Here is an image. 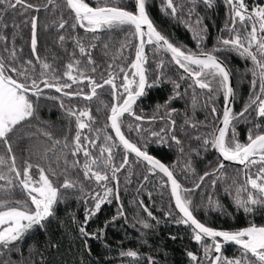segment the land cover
Instances as JSON below:
<instances>
[{"label":"snow or ice","instance_id":"snow-or-ice-1","mask_svg":"<svg viewBox=\"0 0 264 264\" xmlns=\"http://www.w3.org/2000/svg\"><path fill=\"white\" fill-rule=\"evenodd\" d=\"M223 3V25L208 47L204 22L208 17L203 13L213 7V0H159L160 13L191 33L195 47H188L156 23L149 0H0V264H51L44 252L60 247L50 228L57 220L65 228L63 235L70 241L82 240L89 254V239L111 252L106 227L118 219L125 225L130 222L145 243L162 220L184 225L200 246L196 252L186 250L188 264H264V222L253 219L264 213V3ZM9 12L24 17V29H30L27 55L24 45L17 44L25 37L15 19L11 37L7 35L4 18ZM40 13L43 29L56 32L53 43L66 61L55 54L40 55ZM115 31L124 33L123 38L101 71L93 51L104 33ZM102 47L108 56L109 43ZM232 54L246 66L241 82L250 76L239 111L234 110L240 92L233 78L240 73L228 64ZM173 70L175 74L169 75ZM165 81L172 85L171 95L152 113L137 111L146 90ZM105 89L110 91L109 103L100 99ZM189 90L192 115L186 108L178 123L174 117L180 112L171 104L187 97ZM73 100L89 106L78 107ZM93 102L97 113L103 110V127H96L100 120L90 110ZM48 104L58 105L62 112L65 126L60 136L41 118ZM197 109L206 110L204 120L195 119ZM126 119L131 122L125 124ZM157 121L162 125L158 131L152 128ZM241 123L247 129L244 139L238 131ZM150 142L175 148L180 159L164 163L150 154ZM201 153L205 159L215 155L207 170L198 174L194 164ZM140 168L143 173L137 171ZM134 176L137 195L130 201L134 205L130 215L121 200V177L127 191ZM153 179L159 180L160 202L148 192L146 204L140 194ZM221 186L234 207L249 218L244 226H211L198 218L201 208L224 212L219 197L214 198V190ZM74 194L77 207L83 208L82 219L72 210L58 217L59 206ZM113 202L115 215L89 231L102 206ZM69 218L71 231L66 227ZM37 229L45 234L47 248L30 244L25 256L24 241ZM228 245L234 246L232 255L225 254ZM14 252L18 259L11 258ZM119 258L128 264L143 261L142 254L131 248L121 250ZM147 264L158 261L148 255Z\"/></svg>","mask_w":264,"mask_h":264},{"label":"trees","instance_id":"trees-1","mask_svg":"<svg viewBox=\"0 0 264 264\" xmlns=\"http://www.w3.org/2000/svg\"><path fill=\"white\" fill-rule=\"evenodd\" d=\"M256 1L262 0H246L249 5L254 4ZM36 2V0H33ZM88 2V0H86ZM150 3V13L152 17L155 19L156 23L160 25L161 28L165 30L167 34L172 36L175 41L179 43L186 44L188 47H195V42L192 39L191 33L188 32L180 23L170 20L163 16L159 10V0H149ZM19 11V10H18ZM225 7L223 0H213V7L203 14L208 17L204 22L208 25V37L206 40V45L211 47L216 35L219 32V29L222 27L224 18H225ZM36 14V13H32ZM41 16V30H40V55L43 57L45 55L51 56L55 54L58 58L62 57L64 61L67 60V56L64 52L59 48L58 45L54 44L53 41L56 38V32H47L43 29L42 25L44 23V14L40 13ZM13 19L16 20L18 24L21 26V34L25 37L23 41L17 40L18 46L24 45V54L27 55L30 51L28 44L30 43V29L25 30L23 26L24 17L19 16L17 14L9 12L7 16L4 18V23L8 25L7 35L11 37V24ZM3 27V23H0V28ZM80 34L83 35V30L80 31ZM124 33L119 31L104 33L103 37L100 41V46H98L93 51V58L96 60L97 64L100 65V70H105V66L107 63L111 62L112 56L115 54V49L119 47V44L123 38ZM90 38V37H89ZM107 42L110 45L108 56L104 55L103 44ZM69 51L72 49V45L69 42L67 45ZM48 49V52H45V49ZM127 55V53H125ZM149 60H152V55L149 53ZM130 62V61H129ZM229 66L235 71L239 70L240 76H235L233 78V83L237 85L238 91L240 92V96L234 102V110L239 111L243 106L244 99L248 94V81L250 80V76L246 79H243L241 82V77H243L245 63L244 61L232 54L228 57ZM151 69H154V65H151ZM100 71L97 72V76H99ZM173 72H170L169 75H174ZM172 85L165 81L159 85L153 86L150 89L146 90L144 97L139 98L137 102V111L141 108L144 109L145 112L152 113L154 107L157 103H163L164 99H166L169 95H171ZM184 91V86L181 87V92ZM53 94H55L53 92ZM191 95L192 92L189 90L188 96L184 98H178L176 102L171 104V107L177 109L180 112L179 116L174 117L177 119L178 123H182L184 120V111L187 108V112L189 116L192 115V108L190 106L191 103ZM105 103L110 102V91L105 89V94L100 97ZM73 104H77L78 107H87L89 105L78 103L73 100ZM201 104H203V100H201ZM218 106L222 109L223 107V99L222 96L219 99ZM96 103L93 102L90 105V110L93 115L97 116L100 122L96 125V127H103V110L100 113L96 112ZM207 115L206 110L197 109L195 113V119L197 121H202L205 119ZM41 118L43 120L48 121L52 126V131L57 135H62L61 128L65 126V121L62 119V112L59 109L58 105L48 104L45 106L41 113ZM209 119H211L209 117ZM131 122L126 119L125 124ZM161 122L157 121L152 125L153 130H159L161 127ZM74 127V126H73ZM145 127H148L146 124ZM86 131V130H85ZM238 131L241 133V139H244L246 136L247 129L243 123H241L238 127ZM192 136L196 135L195 130L191 132ZM185 145L187 146L189 137H183ZM193 147H196V142L193 141ZM98 152L99 149L97 148ZM149 151L156 155L158 158L162 159L164 163H171L180 159L175 148H170L167 144H160L155 142L149 143ZM194 155V154H193ZM214 153L209 154L207 158H203V153H201V157L197 158L198 162L194 164V167L197 168L198 174H202L203 171L207 170L206 165L212 159H214ZM83 160L81 154V161ZM140 173H143L144 169L140 168L137 170ZM229 174H234V169H229ZM82 175V174H81ZM142 179V175L140 176ZM195 178H192L194 182ZM159 180L153 179L150 183L147 184L146 189L140 194V198L145 201L146 204L149 203L148 192H152L153 198L160 202V195L158 190ZM210 184V181L206 182ZM219 183V182H218ZM138 182L136 177L132 178V183L130 187H128L127 191H125L124 178L121 177V200L128 210L129 214L134 210V205L130 204V201L137 195ZM187 187L192 186V182L186 184ZM211 190V189H210ZM219 197L221 203L224 205V212L219 210H205L201 208L198 212V218L201 221L209 223L211 226H221V227H239L244 226L249 219L246 217L242 210H237L231 202L230 197L226 192L223 191V187H218L214 190V198ZM195 197L197 201L200 200V193H196ZM205 199L207 197L205 196ZM164 204H167V200H164ZM117 205L116 203H105L98 214L93 217L89 224V231L96 230L97 227L103 226L105 220H110L113 215H115ZM72 210L77 212L78 218L83 217V208L77 207V201L75 199V194L67 204H61L58 210V217H64V213ZM154 213L158 216L162 217V213L153 209ZM230 214V215H228ZM256 223L264 222V213H258L256 217H253ZM66 227L71 231V223L70 218L66 221ZM50 228L53 229V235L56 241H60V247L58 250L45 251L44 255L51 262V264H95L97 260L100 261V264H128L127 260L121 261L119 258V252L121 250H128L129 248L133 250H137L143 256L142 264H147V256H153L158 264H188V258L186 257V250H192L196 252L199 249V245L196 242L192 241L189 236L190 230L187 229L184 225H177L171 221L162 222L160 225L152 232L148 233V236L145 238L146 243L139 239V233L136 228H133L129 225H125L123 220L118 219L114 224H109L106 227V243L111 246L113 249L111 252L105 250L103 244L95 239H89L88 243L91 246V253L84 248L83 242L80 239H76L75 241H70L69 237L64 236L65 228L60 226L59 220L52 223ZM127 233V235H125ZM170 236H175L176 239L173 240ZM36 243L38 247L47 248L46 244V236L42 230H35L28 237L27 240L24 241V249L25 256H27V249L30 244ZM234 252V246L228 245L225 249V254L232 255ZM7 256L2 257V259H7ZM12 259H18V255L14 252L12 254ZM107 258V259H106ZM139 264V262H138Z\"/></svg>","mask_w":264,"mask_h":264},{"label":"rangeland","instance_id":"rangeland-1","mask_svg":"<svg viewBox=\"0 0 264 264\" xmlns=\"http://www.w3.org/2000/svg\"><path fill=\"white\" fill-rule=\"evenodd\" d=\"M255 3H264V0H262V1H256Z\"/></svg>","mask_w":264,"mask_h":264},{"label":"water","instance_id":"water-1","mask_svg":"<svg viewBox=\"0 0 264 264\" xmlns=\"http://www.w3.org/2000/svg\"><path fill=\"white\" fill-rule=\"evenodd\" d=\"M150 154H151V155H154V154H153V153H151V152H150ZM154 156H156V155H154ZM156 157H157V156H156ZM157 158H158V157H157Z\"/></svg>","mask_w":264,"mask_h":264}]
</instances>
